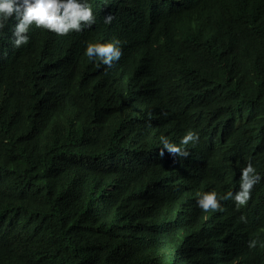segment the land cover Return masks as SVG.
I'll use <instances>...</instances> for the list:
<instances>
[{
    "label": "trees",
    "instance_id": "16d2710c",
    "mask_svg": "<svg viewBox=\"0 0 264 264\" xmlns=\"http://www.w3.org/2000/svg\"><path fill=\"white\" fill-rule=\"evenodd\" d=\"M87 3L79 32L0 29V264H264V0ZM249 162L246 206H197Z\"/></svg>",
    "mask_w": 264,
    "mask_h": 264
},
{
    "label": "clouds",
    "instance_id": "9594fccd",
    "mask_svg": "<svg viewBox=\"0 0 264 264\" xmlns=\"http://www.w3.org/2000/svg\"><path fill=\"white\" fill-rule=\"evenodd\" d=\"M15 17L17 23L13 27V45L16 48L29 43V31L35 26L56 33L67 35L72 31H82L85 27H91L96 22L92 7L87 0H0V29H3L8 21ZM114 17L108 15L104 22L111 24ZM120 40L116 39L104 44L88 43L85 55L89 60H98L108 68L112 67L114 61H119L123 55ZM163 148L160 157L163 158L165 150L173 156L187 158L190 153L185 149L189 144L195 145L199 142V134L189 131L181 138L180 145L172 144L161 136ZM261 177L256 172L251 162L241 170L239 191L228 192L226 196H218L215 191L205 192L197 200V206L205 213L222 212V200H234L237 210L247 205L251 198V191L260 182ZM240 221L247 223L245 216ZM256 240H250L248 247L254 249ZM264 247V245H261Z\"/></svg>",
    "mask_w": 264,
    "mask_h": 264
}]
</instances>
